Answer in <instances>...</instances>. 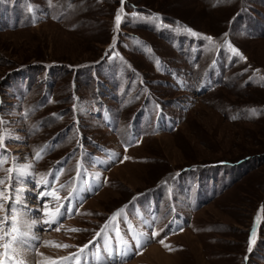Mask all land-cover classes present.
Here are the masks:
<instances>
[{
  "label": "rangeland",
  "instance_id": "374dc122",
  "mask_svg": "<svg viewBox=\"0 0 264 264\" xmlns=\"http://www.w3.org/2000/svg\"><path fill=\"white\" fill-rule=\"evenodd\" d=\"M0 120V178L26 169L11 183L39 221L28 264H64L126 205L101 264L122 239L115 264H264V0H0Z\"/></svg>",
  "mask_w": 264,
  "mask_h": 264
},
{
  "label": "snow or ice",
  "instance_id": "6c2138e0",
  "mask_svg": "<svg viewBox=\"0 0 264 264\" xmlns=\"http://www.w3.org/2000/svg\"><path fill=\"white\" fill-rule=\"evenodd\" d=\"M125 3V0H121V5ZM123 11V8L118 10L115 22L117 25V28L119 27L120 21H121V12ZM133 16H137L138 14L136 12L132 13ZM154 19L158 17H152ZM187 30V29H186ZM190 31V30H188ZM115 39V38H114ZM209 43L212 42V37H206ZM231 51L236 55L240 56L241 59H244L243 56L235 49L231 48ZM157 63H159L157 61ZM254 111V110H253ZM4 123L3 120H0V125ZM5 136L3 135V129H0V165L3 163H6L2 159V154L4 151H6V143H5ZM135 141L130 140L129 146H131ZM44 149H41L43 151ZM125 151H127V148H125ZM115 155V154H113ZM36 156L39 158L40 153H36ZM124 159H128L127 156L124 157ZM123 162V161H121ZM77 169L79 171V165L77 166ZM5 171L9 174L7 178H0V185H4L8 183V188L5 190V188L0 187V213H3L0 215V264H28L25 253H31L35 251V245L30 243V240H38L39 238L32 235L29 237V234L22 230L21 225L23 227L30 229L32 225L35 223H38L37 220H32L31 223H27L24 220V217L26 215L27 209L26 206L22 204L21 200L19 199L20 192L18 189H15L12 186L11 181L15 178H18L20 175H22L24 172H26V169L20 168H13L9 167L5 169ZM179 175V173H177ZM44 187H50L49 183L47 181H44ZM63 187V186H62ZM7 191V195L5 194ZM15 193V195H13ZM48 193H42L41 195H47ZM52 197L59 201L61 197L55 192H51ZM140 194H138L139 196ZM73 196V192L69 191L68 196L64 197V199H69ZM137 197H134L133 200L138 199ZM64 207L63 204H57L54 208H50L47 204L44 205L42 211L44 216V223L48 225L57 224L60 217L64 215L63 212H61V209ZM125 208H127V205L123 208L117 210L116 213H113L111 217H109L108 221L105 222V224L101 227L100 231L95 233V236L92 240L89 241L88 244L83 245L82 247L78 248V251L75 253L70 254L69 256L61 257L59 258L60 261L64 262V264H68V262H72V264H101L100 256H99V249H97L96 253H91L90 249L91 247L95 246L96 242L104 235L110 228L113 229V232L115 235H119V228L116 227V222L118 217H120L121 213L124 212ZM69 213L71 212V209H68ZM63 227L62 224H58L56 231H59L60 228ZM182 230V229H181ZM69 231L73 232H79L80 229H69ZM159 233H153V237L158 235ZM252 235H255V226L252 230ZM143 234H140V237L136 238L135 240V251L133 254H142V249L145 247V243L142 240ZM106 243V247L104 248V251L108 253V260L105 262V264H115V258H125L129 255L130 252L133 251V246L129 245L127 241L121 240L119 243H117L115 246L109 245ZM160 243L163 244V240L160 241ZM251 239L249 240V251L251 250ZM44 244L46 246L52 245L59 248H69L72 247L71 245L57 243V242H48L45 241ZM43 256V254H40ZM90 255H95V261H92L89 259ZM50 259V258H47ZM37 264H41V262H37Z\"/></svg>",
  "mask_w": 264,
  "mask_h": 264
},
{
  "label": "bare ground",
  "instance_id": "6f19581e",
  "mask_svg": "<svg viewBox=\"0 0 264 264\" xmlns=\"http://www.w3.org/2000/svg\"><path fill=\"white\" fill-rule=\"evenodd\" d=\"M86 105H87V104H86ZM86 105H85V106H86ZM86 107H87V106H86ZM41 253L43 254V256L40 255ZM146 253H147V254H152V255L154 254V255H155V254H157V253H156V248H155V247H151V248H149V249L146 251ZM48 254H49V255H48ZM147 254H146V255H147ZM51 255H52V253H51L50 251H46V250H44V249L42 248V249H40V252H39V255H38V256H40V257H39L40 259H41L42 257H44V258L47 259V258H49ZM52 257H53V256H52ZM91 257H92V255H91ZM156 257H157V256H156ZM44 258H43V259H44ZM41 260H42V259H41ZM130 264H131V263H130Z\"/></svg>",
  "mask_w": 264,
  "mask_h": 264
}]
</instances>
